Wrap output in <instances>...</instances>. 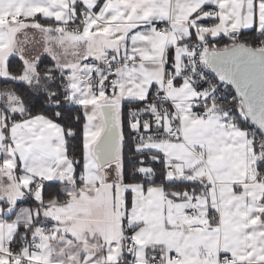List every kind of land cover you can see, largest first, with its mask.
Returning <instances> with one entry per match:
<instances>
[{
	"label": "snow or ice",
	"instance_id": "6c2138e0",
	"mask_svg": "<svg viewBox=\"0 0 264 264\" xmlns=\"http://www.w3.org/2000/svg\"><path fill=\"white\" fill-rule=\"evenodd\" d=\"M0 264H264V0H0Z\"/></svg>",
	"mask_w": 264,
	"mask_h": 264
}]
</instances>
